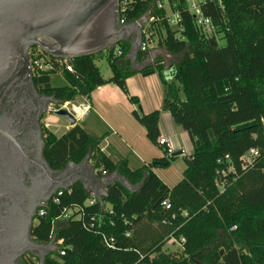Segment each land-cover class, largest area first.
<instances>
[{
	"label": "trees",
	"instance_id": "trees-1",
	"mask_svg": "<svg viewBox=\"0 0 264 264\" xmlns=\"http://www.w3.org/2000/svg\"><path fill=\"white\" fill-rule=\"evenodd\" d=\"M154 2L134 0L126 19L135 23L148 13L159 19L150 28L158 46L172 58L171 80L162 82L161 110L144 114L139 99L129 95L126 80L136 74L162 76L167 65L156 57L141 71L134 70L128 59L130 41L73 59L69 62L73 72L56 64L34 81L42 93L62 104L78 97L89 99L104 85L118 87L136 106L133 116L154 145L160 138L161 112H169L193 148L192 155L184 157L183 178L169 187L154 172L176 159L167 147H161L163 157L131 170L127 160L111 161L100 149L103 137L80 125L60 137L46 128L44 157L53 170L80 164L89 155L99 175L118 173L138 190L131 192L114 183L101 203L96 199L90 205L92 194L78 182L63 192L58 203L49 202L45 216H37L32 237L48 245L54 236L55 243L63 241L59 249L65 254L57 249L44 264H264V0H223L222 7L203 4L202 12L213 24L211 34L197 28L185 2L178 4L184 29L178 33L164 20L166 11L155 8ZM39 57L43 54L33 59ZM100 58L108 61L107 79L95 64ZM147 58L139 52L138 62ZM58 73L66 86H52L51 76ZM251 149H258L261 156L242 172L239 159ZM230 163L237 175H226L221 192L216 186L218 172L227 173ZM165 200L172 206L169 211L161 207ZM69 210L72 219H58ZM105 238L113 239L114 248L105 245ZM170 238L184 239L179 255L163 252ZM25 264L40 260L31 257Z\"/></svg>",
	"mask_w": 264,
	"mask_h": 264
},
{
	"label": "water",
	"instance_id": "water-1",
	"mask_svg": "<svg viewBox=\"0 0 264 264\" xmlns=\"http://www.w3.org/2000/svg\"><path fill=\"white\" fill-rule=\"evenodd\" d=\"M119 7L120 0H0V84L19 64L28 70L32 48L52 59L70 62L130 41L128 59L133 69L141 71L152 64L154 53L138 62L145 20L120 25ZM48 105L59 107L54 116L76 123L74 114L61 101L51 97ZM17 135L11 116L1 118L0 264H17L26 253H33L44 264L45 258L56 251L54 239L42 245L30 236L36 208H42L57 191L69 190L80 182L87 190L92 189L101 203L111 184L120 183L131 192L138 190L118 173L99 179L89 165V155L80 164L69 163L67 169L52 170L43 157L45 144L40 131L35 137L30 133L24 141ZM37 142L40 146L35 151Z\"/></svg>",
	"mask_w": 264,
	"mask_h": 264
},
{
	"label": "crops",
	"instance_id": "crops-1",
	"mask_svg": "<svg viewBox=\"0 0 264 264\" xmlns=\"http://www.w3.org/2000/svg\"><path fill=\"white\" fill-rule=\"evenodd\" d=\"M132 40L133 37L131 38ZM152 53L155 54V59L160 57L163 63L167 65L162 76L158 73L149 75L136 74L126 80L129 95L139 99L144 114L161 110L164 100L162 82L163 80H171L170 67L168 65L172 58L157 43L152 47L148 58H150ZM69 104L76 109L75 124L83 127L89 134L103 137L100 149L111 161L116 163L120 159L127 160L129 168L136 170L163 157L162 148L148 140L145 129L134 118L133 111L136 106L130 103L128 96L118 87L110 84L98 87L91 93L89 99L78 97L74 102L66 105ZM52 115L49 114L47 116L46 127L57 137L63 136L75 125L68 122L67 125L63 126L58 121L53 122L51 121ZM159 131L160 137L168 141L172 155L181 153L179 156L183 159L186 156L190 157L192 153L189 152L187 154L186 152L188 134L174 123L169 112H161ZM89 165L92 167L90 160ZM157 167L153 169L155 173ZM184 168H186V165ZM184 170H182V174ZM95 172L98 173L96 170ZM109 176L111 175L101 176L98 173L97 177L102 179ZM88 191L95 198L93 190L90 189ZM99 191L98 187L97 192Z\"/></svg>",
	"mask_w": 264,
	"mask_h": 264
},
{
	"label": "built area",
	"instance_id": "built-area-1",
	"mask_svg": "<svg viewBox=\"0 0 264 264\" xmlns=\"http://www.w3.org/2000/svg\"><path fill=\"white\" fill-rule=\"evenodd\" d=\"M133 1L134 0H120V7H119L120 25L128 24L127 19H126V13L128 11L129 5ZM180 2H185V4L187 5V10L193 15L195 25L197 26V28L201 32H203L204 34H211L214 31L211 19L209 17H206L203 14L201 6L203 4H206L207 2H210V3L217 4L219 7H222L223 0H155V2H154L155 8H157L158 10H165L166 11V15L164 17V20L167 21V23L170 27L177 30L178 33H181L184 30L183 27L181 26L182 17H181V14L179 12V9H178V4ZM142 19L145 20V25L142 28V43L140 45V52L146 53L148 55V54H150L152 47L155 45V43H157L156 36L154 34V31L150 28V25L152 22L158 21L159 19L157 17L151 15L150 13H148ZM39 53H42L43 57L35 58V59H33V62H32V68H33L35 76L39 75L42 70H48L49 68L54 67L56 64L59 67L65 68L68 72H73L72 67L68 61L52 59L49 56L45 55L40 50H38L36 52V55H38ZM116 53H117V55H120L121 51L117 50ZM46 61H48V63H49L48 65H46ZM51 61H54V62H51ZM63 107L67 108L66 104H64ZM49 109L50 110H49L48 114H53V112L56 111L57 109H59V107L50 106ZM70 111L76 117V109L72 108V110H70ZM158 146L167 147L168 148V154L170 156H172V150L169 148L168 141L165 138L160 137L158 139ZM260 156H261L260 151L258 149H251L247 153H245L239 159L241 171L244 172V171L248 170L249 168H251ZM228 173L233 174L234 177L237 175L235 167L231 163L228 166L227 173L225 171H219L218 172L219 178L216 180V186L219 188V190L221 192H223L225 189V185H226V178L225 177H226V175H228ZM103 175H106V173H103ZM64 191H66V190L57 191V193L52 197L50 202L53 201L54 203H58L59 198L63 195ZM88 203L90 205L95 204L96 198L93 197V199H91ZM47 204H49V202L45 203V205L38 210V212H37L38 217H44L45 216L46 212L44 210V207ZM161 207L164 211H169L172 209V206L168 200L163 201ZM37 216H36V218H37ZM72 218H73V211L69 210V211H66L58 219L66 221V220H70ZM164 223H167V220L164 221ZM129 235L130 234L127 233V236H129ZM53 239H54L53 245L57 250V249H59V247L62 246L63 241L59 240L57 243H55V237L54 236L52 237V240ZM168 242H169V244L177 243L181 246V244L184 243V239L181 238L179 240H176L174 238H170L168 240ZM104 243L107 247L114 248V241L112 238H105ZM59 250H60L61 256L65 254L64 250H62V249H59Z\"/></svg>",
	"mask_w": 264,
	"mask_h": 264
},
{
	"label": "flooded vegetation",
	"instance_id": "flooded-vegetation-1",
	"mask_svg": "<svg viewBox=\"0 0 264 264\" xmlns=\"http://www.w3.org/2000/svg\"><path fill=\"white\" fill-rule=\"evenodd\" d=\"M37 51V48H32L30 50L31 65L28 70H25L24 66L19 64L12 76L0 84V119L11 116L13 124L18 131L17 137L20 141H24L26 136L30 135V133L34 136L37 133V130H39L41 133V139L46 148L44 140L45 129L47 128L46 118L49 115L47 114L48 108L51 106L48 105V100L53 96L42 93L39 87L35 84V74L32 68V62ZM38 146L40 145L37 142L34 147L35 151L39 148ZM45 148L43 150V157ZM39 209L40 208L37 207L35 210L31 226L30 238L35 243L37 242L32 237V232L36 225L35 223L37 222L36 216ZM31 257L36 258L33 253H26L17 261V264H25V261L28 262Z\"/></svg>",
	"mask_w": 264,
	"mask_h": 264
},
{
	"label": "rangeland",
	"instance_id": "rangeland-1",
	"mask_svg": "<svg viewBox=\"0 0 264 264\" xmlns=\"http://www.w3.org/2000/svg\"><path fill=\"white\" fill-rule=\"evenodd\" d=\"M224 41L219 39V45L223 46ZM96 66L101 70L102 75L105 78H109L111 76V71L109 68V64L106 58H100L95 61ZM47 69V68H46ZM51 84L53 87H63L66 86V81L62 77L61 74H55L51 76ZM67 109L70 111L72 110L71 105H66ZM52 120L53 122H60L63 126L68 124V121L65 120L64 118L56 117L54 114L52 115ZM189 137V136H188ZM187 154L189 152L193 153V148L190 139L188 138V144H187ZM192 155V154H191ZM190 155V156H191ZM187 157V156H186ZM185 162L184 159L179 156L177 157L168 167H157L156 174L158 177L168 186H175L182 180V170L185 169ZM36 224V223H35ZM163 252L168 253V254H174V255H179L182 252V247L177 244H169L167 241L166 245L163 248Z\"/></svg>",
	"mask_w": 264,
	"mask_h": 264
}]
</instances>
